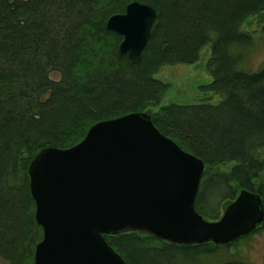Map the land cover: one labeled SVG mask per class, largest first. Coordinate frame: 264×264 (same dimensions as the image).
<instances>
[{
	"label": "trees",
	"instance_id": "1",
	"mask_svg": "<svg viewBox=\"0 0 264 264\" xmlns=\"http://www.w3.org/2000/svg\"><path fill=\"white\" fill-rule=\"evenodd\" d=\"M132 1L157 17L138 65L105 28ZM262 11L264 0H0V264H33L42 238L28 176L38 151L70 149L93 124L147 108L159 106L153 125L204 162L194 200L204 220L216 222L243 189L264 204V65L242 68L253 35L241 29ZM205 46L212 81L202 91L218 103L160 106L169 85L154 75L196 62ZM250 235L226 245L134 230L104 239L126 264H250L236 248Z\"/></svg>",
	"mask_w": 264,
	"mask_h": 264
},
{
	"label": "water",
	"instance_id": "2",
	"mask_svg": "<svg viewBox=\"0 0 264 264\" xmlns=\"http://www.w3.org/2000/svg\"><path fill=\"white\" fill-rule=\"evenodd\" d=\"M156 10L136 1L105 28L140 64ZM144 111L93 124L70 149L43 148L28 167L34 219L43 230L33 264H126L104 239L144 231L172 244H229L264 222L255 192L240 190L216 222L196 213L204 162L179 148Z\"/></svg>",
	"mask_w": 264,
	"mask_h": 264
},
{
	"label": "rangeland",
	"instance_id": "3",
	"mask_svg": "<svg viewBox=\"0 0 264 264\" xmlns=\"http://www.w3.org/2000/svg\"><path fill=\"white\" fill-rule=\"evenodd\" d=\"M242 24L241 29L253 35V45L246 51V59L242 64V68L254 72L264 65V11L248 17ZM209 57L210 48L209 46H205L199 52L198 60L194 63H177V65L162 67L154 75V78L159 79L163 83H168L169 87L160 106L169 102L178 105L197 104L201 101L213 104L218 103L220 100L218 96L202 91V87L212 81L211 75L207 70ZM52 76L53 79L58 78V76ZM158 107L147 108L144 112L152 114L157 111ZM260 177V182H264V172H262ZM225 204H223L219 212H223ZM236 244L238 245L236 248H238L239 255L246 262L250 264H264V224L261 226V229L252 233L249 237L241 239Z\"/></svg>",
	"mask_w": 264,
	"mask_h": 264
}]
</instances>
